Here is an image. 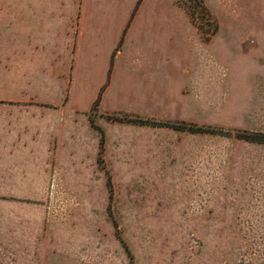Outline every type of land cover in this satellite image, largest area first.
I'll use <instances>...</instances> for the list:
<instances>
[{"label": "rangeland", "instance_id": "374dc122", "mask_svg": "<svg viewBox=\"0 0 264 264\" xmlns=\"http://www.w3.org/2000/svg\"><path fill=\"white\" fill-rule=\"evenodd\" d=\"M22 132L0 264H264V0H0Z\"/></svg>", "mask_w": 264, "mask_h": 264}, {"label": "crops", "instance_id": "0c3cea01", "mask_svg": "<svg viewBox=\"0 0 264 264\" xmlns=\"http://www.w3.org/2000/svg\"><path fill=\"white\" fill-rule=\"evenodd\" d=\"M38 17V16H35ZM42 18V20H35V25L37 24H41V26L44 24L43 18H45V16H39ZM23 133H20L18 135H12L11 137H9V135H6L4 138H1V147H3L4 149L8 150L7 153H5V155H1V156H10L13 157L15 159V165L20 166L21 164H25L27 165V163H29L28 161L26 162H22V155L21 153H25V156L30 155L32 156V142L31 140L36 139V137L38 138L39 133L37 132L36 135L32 134L30 135V138L28 139L27 137L25 138L23 136ZM42 142H40V139L38 138V146H40L43 143V139H41ZM21 155V156H20Z\"/></svg>", "mask_w": 264, "mask_h": 264}]
</instances>
